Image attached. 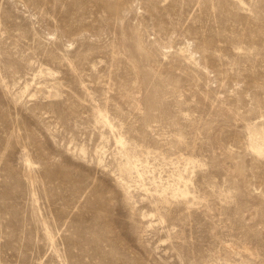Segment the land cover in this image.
I'll return each instance as SVG.
<instances>
[{
	"label": "rangeland",
	"instance_id": "obj_1",
	"mask_svg": "<svg viewBox=\"0 0 264 264\" xmlns=\"http://www.w3.org/2000/svg\"><path fill=\"white\" fill-rule=\"evenodd\" d=\"M263 131L264 0H0V264H264Z\"/></svg>",
	"mask_w": 264,
	"mask_h": 264
},
{
	"label": "bare ground",
	"instance_id": "obj_2",
	"mask_svg": "<svg viewBox=\"0 0 264 264\" xmlns=\"http://www.w3.org/2000/svg\"><path fill=\"white\" fill-rule=\"evenodd\" d=\"M192 56V58H193V54H191ZM262 140H263V142H264V131H263V133H262ZM131 162V161H130ZM136 169H137V167H136ZM121 170H122V172H127L128 170H130V163H127L124 167H122L121 168ZM138 176L139 177H141V173L140 172H138ZM177 193L180 195V196H183V197H187L188 195H189V192L186 190V189H181V188H178L177 189Z\"/></svg>",
	"mask_w": 264,
	"mask_h": 264
}]
</instances>
